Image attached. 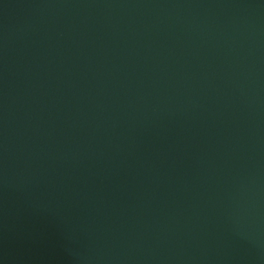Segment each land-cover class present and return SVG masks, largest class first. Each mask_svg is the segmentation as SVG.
I'll use <instances>...</instances> for the list:
<instances>
[{
	"label": "water",
	"instance_id": "water-1",
	"mask_svg": "<svg viewBox=\"0 0 264 264\" xmlns=\"http://www.w3.org/2000/svg\"><path fill=\"white\" fill-rule=\"evenodd\" d=\"M0 264H264V0H0Z\"/></svg>",
	"mask_w": 264,
	"mask_h": 264
}]
</instances>
